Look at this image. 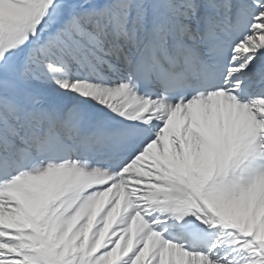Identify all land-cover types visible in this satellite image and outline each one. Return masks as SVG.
<instances>
[{
  "label": "snow or ice",
  "instance_id": "snow-or-ice-1",
  "mask_svg": "<svg viewBox=\"0 0 264 264\" xmlns=\"http://www.w3.org/2000/svg\"><path fill=\"white\" fill-rule=\"evenodd\" d=\"M0 264H264V0H0Z\"/></svg>",
  "mask_w": 264,
  "mask_h": 264
}]
</instances>
